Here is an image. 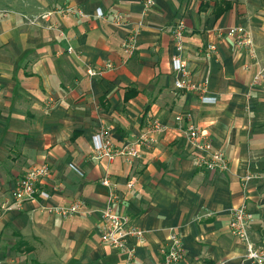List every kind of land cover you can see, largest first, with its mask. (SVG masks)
I'll use <instances>...</instances> for the list:
<instances>
[{
  "label": "crops",
  "instance_id": "0c3cea01",
  "mask_svg": "<svg viewBox=\"0 0 264 264\" xmlns=\"http://www.w3.org/2000/svg\"><path fill=\"white\" fill-rule=\"evenodd\" d=\"M142 2L0 0L3 264H158L171 233L182 243L179 264H241L245 246L228 223L242 203L252 213L250 239L264 246V179L245 192L241 182L245 174L264 177V79L252 85L251 59L222 33L247 29L264 61V0H154L147 10ZM64 7L85 17L33 21ZM116 12L127 21L122 27L110 23ZM179 20L186 28L181 57L192 82L208 80L209 103L173 87L172 30ZM138 22L136 51L126 58L124 40ZM210 44L215 50L207 49ZM106 64L112 68L101 77L87 76L88 67ZM152 122L166 129L131 162L94 159L91 138L101 127L121 147ZM189 123L223 152L227 171L196 166V154L182 136ZM44 164L51 169L43 183L52 194L49 204L79 199L80 213L62 219L29 202L20 211H3L17 181ZM111 193L114 211L144 232L141 239L126 238L133 250L129 260L100 241L101 211Z\"/></svg>",
  "mask_w": 264,
  "mask_h": 264
},
{
  "label": "built area",
  "instance_id": "2783aa9c",
  "mask_svg": "<svg viewBox=\"0 0 264 264\" xmlns=\"http://www.w3.org/2000/svg\"><path fill=\"white\" fill-rule=\"evenodd\" d=\"M154 0H143L142 6L144 10L149 9ZM78 14L85 17L81 11H76L72 7H64L46 11L39 15L33 21L43 20L50 21L53 16H63L65 14ZM98 16H102L101 13ZM111 25L114 27H122L127 21L121 13H115L111 16ZM141 23H137L134 28L127 34L124 44L123 53L126 58H131L136 51V38ZM184 30L185 24L179 20L172 30V42L174 53L171 57V68L174 73L173 87L181 92L196 93L199 95L202 103H209L210 99L205 95L208 88V80L200 83L192 82L190 73L187 69L186 62L182 59L181 54L184 50ZM225 36L232 40L234 45L246 52L251 62L247 68L254 67L255 75L252 85H256L260 80L264 79V61H261L257 55L256 47L251 35L241 26L228 27L224 30ZM209 50H215V46L210 44L207 46ZM68 53H72V49L68 48ZM110 64H106L101 69L88 67L86 74L90 78L101 77L106 70L111 69ZM52 104L53 100L49 99L48 104ZM175 121L182 122V116L176 115ZM165 126L152 122L145 130L135 137L129 143L121 147H114L111 142L109 132L106 128H100L91 138L92 151L94 159H105L109 162L116 157H123L127 162H131L138 157L141 148H150L154 142V134L164 132ZM182 136L187 144L194 150L196 154L195 164L199 169L208 172H225L228 169L227 161L222 151L214 150L212 142L208 135L198 126L187 124L182 128ZM69 168L77 174L80 172L72 165ZM51 169L47 164L30 169L15 185L12 195L5 199L1 209L5 212L20 211L25 203L36 204L45 214L57 216L59 218H68L74 216L82 210L83 203L79 199H74L69 204H49L52 194L45 188L44 181L50 176ZM264 177L245 174L242 178V190L245 192L248 185ZM102 185L109 187L107 179L102 180ZM127 188L131 189L133 182L127 183ZM115 196L111 193L108 196V204L101 211L102 229L100 231V241L109 248L127 255L128 260L131 259L133 250L126 246L127 237H136L141 239L143 231L131 224L127 216L120 215L114 211L113 204ZM252 222V213L245 203H242L230 212L228 227L231 234L245 246V253L241 264H264V246H258L252 242L249 237L247 226ZM169 247L162 253L158 264H179L183 257V247L180 238L175 234H170ZM0 264L2 262L0 261Z\"/></svg>",
  "mask_w": 264,
  "mask_h": 264
},
{
  "label": "rangeland",
  "instance_id": "374dc122",
  "mask_svg": "<svg viewBox=\"0 0 264 264\" xmlns=\"http://www.w3.org/2000/svg\"><path fill=\"white\" fill-rule=\"evenodd\" d=\"M138 23H140V22H138ZM174 27V26H173ZM243 28V27H242ZM186 29V28H185ZM245 29V28H244ZM245 31H247L248 33H249V31L247 30V29H245ZM222 33H224V31L222 32ZM250 34V33H249ZM223 35H225V33L223 34ZM222 37H224V36H222ZM226 37V36H225ZM206 80V79H205ZM208 89V88H207ZM151 124V123H150ZM104 159V158H103ZM100 160H102V159H100ZM1 261V260H0ZM2 262V261H1ZM3 264V263H2Z\"/></svg>",
  "mask_w": 264,
  "mask_h": 264
}]
</instances>
